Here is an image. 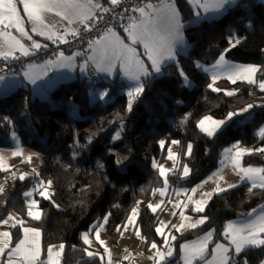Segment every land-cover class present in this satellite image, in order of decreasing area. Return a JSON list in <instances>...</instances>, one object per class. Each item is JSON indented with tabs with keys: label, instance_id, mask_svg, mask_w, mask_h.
Segmentation results:
<instances>
[{
	"label": "trees",
	"instance_id": "obj_1",
	"mask_svg": "<svg viewBox=\"0 0 264 264\" xmlns=\"http://www.w3.org/2000/svg\"><path fill=\"white\" fill-rule=\"evenodd\" d=\"M177 6L182 22L187 24L193 17L192 10L185 1ZM184 36L189 44L187 55L164 65L158 74H153L149 66L150 75L141 81L145 90L130 112L128 86L117 79L74 80L54 87L46 95L33 93L20 84L0 96V148L13 149L15 134L19 145L37 153L42 162L35 168L39 173L36 176L27 163L13 158L10 165L15 166L12 171L17 172V177L29 173L23 181L17 178L5 183L4 177L10 173L0 172V184L5 188L0 194V219L14 213L25 221L24 226L39 230L44 252L49 246L56 248L63 244L61 264H100L96 258H86L82 233L99 224L108 212L111 218L107 231L112 233L115 226L123 224L133 205L152 195L160 184L152 162L163 160L170 141H179L180 164L175 172L169 173V184L184 188H193L217 168L223 147L236 143L253 150L264 147V139L255 136V131L264 124V91L221 79L213 85L220 89L215 92L209 88L210 79L195 68L198 61L208 62L204 56L215 48V57L229 49L226 59L264 69V0H237L217 19L186 25ZM233 36L240 41L235 47L229 44ZM61 51L80 56L77 46ZM181 71L192 82L191 89L183 84ZM257 80H264V71L257 72ZM226 91L236 94L227 96ZM104 93L107 95L101 99ZM248 104L254 107L234 116L213 137L206 138L198 130L201 118L222 119ZM161 140L165 141L163 149ZM189 144L192 152L187 156ZM117 160L121 163L117 164ZM243 162L264 168V153L253 151L245 155ZM185 164L191 172L181 178ZM39 180L52 182L51 200L38 193L30 198L23 195L33 190ZM112 184L124 189L123 200L114 209L110 208L106 191ZM243 195V188H235L213 196L202 213L208 217L207 222L181 236L176 245L207 232L220 239L225 223L264 207V189L248 192L242 205ZM29 199L38 202L40 220L28 218ZM158 219L159 214L143 208L137 225L147 243L161 241L155 230ZM12 236L15 244L21 236L20 226L13 228ZM245 259L248 264H260L264 246L244 250L231 264H244Z\"/></svg>",
	"mask_w": 264,
	"mask_h": 264
},
{
	"label": "snow or ice",
	"instance_id": "obj_2",
	"mask_svg": "<svg viewBox=\"0 0 264 264\" xmlns=\"http://www.w3.org/2000/svg\"><path fill=\"white\" fill-rule=\"evenodd\" d=\"M189 3H195L198 7L202 8L205 12L219 13L225 9L226 6H230L234 3V0H188ZM17 3L23 5L24 15L27 17V22L32 25L31 32L33 34L45 37L53 42L70 43L66 39L67 36L77 38L80 35V29L72 28L71 25L78 22L83 26V31H90V21L98 19L93 12V9H100L103 12L109 11L107 8H103L99 3H95L94 0H0V57L8 59H18L15 56V52H19L21 56L27 57L34 54L32 50L39 51L42 47L47 45H41L40 43L33 41L31 48L25 47L17 37L11 34L10 29L15 28L20 36L25 37L29 40L32 37L29 32L25 30L24 19L21 18L20 13L17 9ZM109 3L113 6L118 5L120 0H109ZM133 12L139 13L138 18L133 19L124 31L127 33L129 44H125L116 33L108 28L107 31L101 35L95 41H89V48L92 49L94 55L89 56L88 60L92 61L97 71L107 72L111 74L112 69L116 67L117 62L121 71L124 72L125 76L134 82V86L130 87L127 96V110H132L135 101L143 94L145 85L141 82V76H149L150 73L144 65V61L136 53V49L131 45L140 44L144 48V55L147 60L151 63L152 71L155 73H161V67L166 60L175 59L174 47L177 42L183 40L180 32L179 15L175 9L174 4L167 3L166 0H161V6L156 7L151 3H147L144 7H137L132 9ZM46 13H54L63 21H67L69 27L65 28L63 33L54 31V25L50 26L45 21ZM99 19H102L100 17ZM239 39L233 36V39L229 40L231 47H235L239 43ZM229 49H225L216 61L214 67L218 69H224V78H227L231 83L235 84L238 80L247 82L248 84H257L260 91H264V80L257 81L256 74L258 71H264L260 66L257 65H238L230 64L225 60V53ZM74 55H78L74 54ZM73 57H64L63 52L57 54L55 61L48 60L45 62V66L56 65L58 67H66L68 64L65 60L71 61ZM199 67V65H197ZM82 66V70H83ZM47 72L44 73L46 75ZM27 76V73L25 74ZM181 76H184L183 71L180 72ZM42 78V77H41ZM218 76L213 75L212 84H209V88L212 91L218 92L220 89L213 87ZM3 79V77H0ZM31 83L36 82L35 77H29ZM185 83L187 84V77H185ZM235 91H226L225 95H235ZM107 93L101 94L100 98L103 99ZM254 107L253 104H248L244 108L237 112H229L224 120H215L211 116H205L202 118L197 127L201 132L205 133L208 137L214 136L221 128L231 120L234 116L241 115L248 112ZM187 119V117H185ZM8 123V118L5 117ZM258 135L264 139V128H261ZM115 138H119L117 133ZM13 140H16L15 134L12 136ZM172 144H179V141L173 140ZM161 149L165 146V141H159ZM253 151L264 153V147L257 149H247L240 147L239 143L234 144L231 148L225 149L224 156L234 171L240 176L241 181H249L251 187L248 191L251 193L253 189L260 188L264 189V168L256 167H244L241 164L242 157L246 154H251ZM5 149H0V172L10 173L9 176L4 177L5 183L9 179H19L21 181L29 175V173H20L17 177V172L12 171L14 165L8 163V157L4 155ZM192 145L187 146V152L185 155H191ZM36 153H31L27 157L21 160V163H31L32 156ZM23 149L19 146V142H16V146L11 150V157H22ZM167 159L173 162L171 169H166L162 164L153 160L152 167L158 170L160 177L163 179L164 187L154 190L159 192L161 196L166 194L168 188V174L174 172L180 164L178 154L173 152L171 147L168 148ZM121 163L117 160V164ZM224 161H222V164ZM18 171V170H17ZM191 172V169L187 164L183 166L181 178H186ZM32 174L39 176V173L35 168L32 169ZM223 176H218V181H222ZM51 181L47 184L43 180L38 181L37 185L32 191L25 192V197H32L33 192L38 193L44 199H50V193L48 189L51 187ZM207 183V181H205ZM237 185L228 184L226 187H222L219 182L216 184V188L213 192L202 193L201 199L193 200L192 195H186V201H178L174 204V208L180 209L179 216L180 222L178 224H171V228H174L176 232L180 233L182 230L195 229L208 220L207 216H200L198 219L193 220L192 217L186 216L184 209L189 207V203L194 206L193 212L203 213L205 211L207 202L211 199L213 194H219L225 192L230 188H235ZM43 189V190H41ZM4 184H0V194L4 193ZM197 188H192L191 193L195 194ZM181 192H176V195H181ZM205 197L207 199H205ZM171 202V201H169ZM139 201L137 205H139ZM155 205L149 203L148 208L155 213L157 209L161 208V204ZM28 212L27 215L32 220L41 219V211L38 210V202L34 199L27 201ZM36 208V211L33 209ZM255 213V215H254ZM173 216H176L175 211L172 212ZM138 216V207L132 209L130 216L128 217V223L135 226V217ZM251 219L239 225L228 224L225 226L222 235L228 241V245L217 243L211 250V260L206 259L208 254V244L212 240V232H207L203 237H199L196 241L189 244H182L180 251L182 253V260L184 264H194L197 261H204V264H231V261L235 257H239L240 254L249 247L260 248L264 246V209L259 213H256L254 209L248 213ZM15 228L17 224L21 226L23 232L22 238H20L13 245V236L9 231L0 232V258L4 259V264H61L60 257L62 256L64 245H59L58 248L49 246L47 250L48 258L47 261H41L40 258V232L39 230L31 227H24L25 221L18 219L13 214H9L7 218L0 219V226L9 225ZM108 222V216L104 217V223ZM185 222H188L187 224ZM163 227H157L156 233L164 237L163 248L157 246L156 243L151 244V249H155L153 256L149 259L153 260L154 264H163L168 258L173 256L174 249L171 245V241L176 240V236L172 235L171 232L168 234L164 233V228L169 227L168 224L161 222ZM127 224L123 226H117V231L121 232V227L127 230ZM103 224L93 225L90 228L89 233H83L81 238L83 243L91 248L92 241L90 240V233H93L95 240L104 248L105 254L108 256V264H112L111 253L107 248L105 242L100 239V229ZM123 233L121 232V235ZM135 234L138 238L143 239L139 228H136ZM88 248L84 249V252L88 257L99 255L98 253L89 251ZM230 248L234 250L235 256L230 253ZM163 249H166L163 250ZM124 259H128L125 257ZM103 260V257H101ZM244 264H248L247 260H244Z\"/></svg>",
	"mask_w": 264,
	"mask_h": 264
},
{
	"label": "rangeland",
	"instance_id": "obj_3",
	"mask_svg": "<svg viewBox=\"0 0 264 264\" xmlns=\"http://www.w3.org/2000/svg\"><path fill=\"white\" fill-rule=\"evenodd\" d=\"M190 4H191L192 8L196 12L195 13V18H194V19H196L198 17L197 16V11L198 10H202V8L198 7L195 3H190ZM193 22L195 23V22H198V21H193ZM196 24H198V23H196ZM215 52H216L215 48H212V49L208 50L206 52L205 56H204L205 60H207L208 62L198 61L195 64V68H196L197 72L200 73L201 75L209 78L210 81H211V84L213 83V81H212L213 75H217L218 76L216 81L221 80V79H225L230 84H233L227 78H224V75H223V73L225 71L224 69H218V68L214 67V65L216 64V61L219 58V56L215 57ZM185 55H187V53L184 54V56ZM225 60L228 61L230 64L249 65V64H243V63H240V62H236V61H231V60H228L226 58H225ZM197 65H199V67ZM251 65H256V64H251ZM8 76H10V74H3L1 77H8ZM17 76L19 77V75H17ZM181 78H182V81H183V84L185 85V87L187 89H191V87L193 86L192 82H190L187 79L188 83L186 84L185 83V75L181 76ZM256 80H257V74H256ZM257 81H261V80H257ZM236 83L248 84L247 82L240 81V80H238ZM248 85L256 86L257 89L260 90L259 86H258V83L257 84H248ZM97 93H99V91H97ZM97 96H99V94H97ZM225 118H222V119L213 118V119H215V120H224ZM230 121L231 120L227 121V123L222 128L226 127L230 123ZM185 122H186V120L184 119L182 121V123L184 124ZM261 128H264V124L259 129H257L255 131V136L260 137L258 135V132H259V130ZM198 130L200 131L199 128H198ZM201 133L206 138H211V137H208L205 133H203V132H201ZM17 141L19 142V140L16 138V140H14V143L16 144ZM172 141H170L169 145L167 146L166 153H165V156H164L163 160L161 162H158L159 164H162L166 169H171L173 167V162L171 160L167 159L168 148L171 147L173 152H175L177 154L179 153V144H172L171 143ZM232 146L233 145H228V146H225V147H223L221 149L217 168L214 171H212L205 179H203L196 186L193 187V188H197V191H196L195 194L191 193V189L192 188H184V187H180V186L171 187L170 184H169V178L167 177L168 178V188H167L166 194L164 196H161L159 192H155L154 193V191H153L152 195L149 198H147L145 200H140L139 201L140 202L139 205H137V203H136L135 205H133L130 208L125 221L123 222L122 225L121 224L119 225V226H123L125 224L128 225L127 226V230H124V228L121 227V232L123 233L122 235H121V232L117 231V226L118 225L114 227L112 233H110V231L109 232L107 231L108 222H109V220L111 218V213L110 212L106 213L105 216H108V222L104 223V218H103L102 221L99 223V224H103V227L100 229V239L105 242L107 248L109 249V251L111 253L112 264H154L153 260L149 259V257L153 256V254L155 252V249H151V244L152 243H156L158 247L163 248L164 237L162 235H158L156 233L161 241L159 243L158 242L147 243L144 239L138 238L136 236V234H135L136 228H139V225H137L138 219H139L140 214H141V212H142V210H143V208L145 206L147 207L148 211L151 214H159L157 227H163L161 222H164V224H168L169 225V227L164 228V233L168 234L169 232H171L172 235L176 236V240L175 241H171V245H172V247L174 249L173 256L168 258L166 261H164L163 264H172L174 260H175L174 264H184V261L181 258L182 257V253L180 251V246L182 244H189L191 242H194L199 237H203L206 233L198 235V236L194 237L193 239L183 241L179 245H176V241L181 236L185 235L187 232L192 230V229H190V230H182V232L178 233V232H176V230L174 228H171V224H178L180 222V219H181L180 216H179L180 209L174 208V204L176 202H178V201H186L187 197L183 193L186 192L187 195H192L193 196V200H199V199L202 198L201 197L202 193L213 192V190L216 188L217 182H219L222 187H226L228 184H235V185H237V187H235V188H243L244 189V195L242 196L243 197L242 198V205L246 202V197H247V194L249 192L248 189H249V187H251L250 182L247 181V180L241 181L240 180V176L234 171V169L230 166V164L227 161H225V156H224L225 149H229ZM20 147L23 149V156L22 157H18L20 159V162H21V160L24 157H27L29 154L34 153V152H31V151H29L28 149H26V148H24L22 146H20ZM240 147L246 148V147H243V146H240ZM0 149H2V148H0ZM247 149H249V148H247ZM11 150L12 149H8V150L5 149V152H4V155L6 157H8V163L9 164H10V161L13 159L11 157ZM186 152H187V148H186ZM246 155H248V154H246ZM36 157H38L37 153H36V155L32 156L31 163H27V164L29 166L30 165H33L34 167L36 166V168L38 169L39 166L42 164V162L40 160V157L38 159ZM178 157H179V154H178ZM244 157H245V155L242 157V160H241L242 166H244V167H249L250 166V167H256V168H263V167L251 166V165L244 164V162H243ZM222 161H224L223 164H222ZM182 170H183V168H182ZM156 171L158 173V170H156ZM171 173H173V172H171ZM181 173H182V171H181ZM157 175H158V179H159V183L160 184H159V186L156 189L163 188L164 187L163 179L160 177L159 173ZM220 175L223 176V180L222 181H218V176H220ZM168 176H169V174H168ZM205 181H207V183H205ZM37 183H36V185H37ZM45 184H47V182H45ZM235 188H230V189H235ZM41 190H43V189H41ZM48 191L50 193V188L48 189ZM106 191H107V193L109 195L110 208L113 209V208L118 207L120 205V203L122 202V200H123L124 189L119 188V187L115 186L114 184H112ZM178 191L181 192L182 194L181 195H176V192H178ZM34 193H36V192H33V195H34ZM220 193H222V192H220ZM33 195H32V197H33ZM215 195H217V194H213L212 197L215 196ZM205 199H207V198L205 197ZM50 200H51V196H50ZM161 201H163V203L161 204V208L157 209V211L155 213H153V211L148 208V204L149 203L155 205L157 203H160ZM169 201H171V202H169ZM209 201H210V199L208 200V202ZM208 202H207V204H208ZM193 206L194 205L192 203H189V207L187 209H184V213H185L186 216H190V217H192L193 220H195V219H198L200 216H202V213L193 212L192 211ZM135 207H138V216L135 217V226H133L132 224L128 223V217L130 216V214L132 212V209L135 208ZM262 209H264V208L256 210V213H259ZM36 210H37L36 208L33 209V211H36ZM173 211H175L177 213L176 216L172 215ZM27 212H28V210H27ZM11 214H13L15 216L14 213H11ZM254 215H255V213H254ZM28 218H30V217L28 216ZM251 218L252 217H249L247 215V216H245V217H243L241 219L229 221V222L225 223V225L223 226L222 232H223L225 226L228 225V224L239 225L241 223L246 222L247 220H249ZM11 223L12 222L10 221L9 225L0 226V232L9 231V232L12 233L13 228L10 227ZM185 223L187 224L188 222H185ZM99 224H95V225H99ZM17 225L20 226L19 224H17ZM24 227H27V226H24ZM90 228H92V226ZM90 228L88 230L84 231L83 233H89ZM139 230H140V228H139ZM20 232H21L20 238H22L23 232L21 230V226H20ZM39 240H40V258H41V261H47V258H48L47 250L48 249L44 252L43 247L41 245V236H40ZM90 240L92 241V246H91V248H88V246L86 245L88 250L92 251V252H95V253H98L99 255H96V256H93V257H88L86 255V258H88V259L96 258V259L99 260L100 264H108V256L105 254L104 248L101 247L100 244L96 242L95 236H94L93 233H90ZM217 243L228 245V241L224 238L223 235H221L220 239L216 240L214 235H213V233H212V240L208 244V250L209 251H208V254H206V259H208V260L212 259L211 250L215 247V245ZM12 246H14V244ZM58 247H56V248H58ZM261 247H263V246H261ZM250 248L254 249L255 247H249V248H246V249H250ZM163 250L166 251V249H163ZM63 251H64V249H63ZM230 253L233 256H235L234 250L231 249V248H230ZM61 257H60V260H61ZM101 257H103V260H101ZM125 257H128V259H124ZM4 259L5 258H0V264H4ZM194 264H204V261H197V262H194ZM260 264H264V259L260 262Z\"/></svg>",
	"mask_w": 264,
	"mask_h": 264
},
{
	"label": "crops",
	"instance_id": "obj_4",
	"mask_svg": "<svg viewBox=\"0 0 264 264\" xmlns=\"http://www.w3.org/2000/svg\"><path fill=\"white\" fill-rule=\"evenodd\" d=\"M104 1H106V3H109V0H94L95 3H99L100 5ZM182 1H185V3L188 5V7L193 12V17L187 24H184L182 22V16H181V13H180L179 8L177 6V3L182 2ZM236 2H237V0H234V3L232 5L226 6V8L221 10V12H219V13L205 12L203 9L198 10L197 11L198 17L196 19H194L196 12L192 8V6L188 2V0H174L172 3H170V4L175 5V9L178 12L179 22L181 25L180 32H181V35L183 37V40L180 42H177V44L174 47L175 59L166 60L163 63L162 67L166 64L176 62L178 60L179 56H181V55L183 56L184 54H186L188 52L189 44H188V42L184 36V29H185L186 25H189V23L190 24H196V23H199L202 21L217 19L220 16H222L223 14H225L229 8L233 7L236 4ZM145 5H143V7ZM154 6L160 7L161 4L160 5H154ZM17 9L20 13L21 18L24 19V21H25V24H24L25 30H27L29 32V35L32 37V39L29 40L25 37L20 36V34L16 31L15 28L10 29L11 34L13 36L17 37V39H19L25 47L31 48V44L33 41H36V42L40 43L41 45H47V47H42L40 49L41 51L40 50L39 51L32 50L34 54L29 55L27 57L21 56L19 52H15L16 57H18V58L23 57V58L27 59V65L21 74H10V76H8L9 78L3 77V79H0V96H4L5 93H8L9 91L13 90L12 88H14L20 84H23L26 87H28L33 93L46 95L54 87H56L60 84L72 82L74 80H83V79L89 80V74L94 73V72L97 73L98 75L110 80V81H113L115 79L121 80V81L125 82V84L128 86V89L130 87L134 86V82L129 80L125 76L124 72L121 71V68L119 66V62H117L116 67H114L112 69L111 74H109L107 72L97 71L95 68V65L92 61L88 60V62L79 63L75 55L63 53L64 57H66V58L67 57H73V59L70 62L65 60V63L68 64V66L58 67L55 64L51 65V66H45L46 61H48V60L55 61L56 60L57 54L62 52L61 51L62 48H65L64 47L65 43L61 44L59 42H53L51 40L46 39L45 37L33 34L31 32L32 25L27 22V17L24 15L23 5L20 3H17ZM94 10L95 9H93V12H94ZM45 21L48 25H50V26L54 25L55 26L53 29L54 31L56 30V28L58 26H61L64 29L69 27V25L67 24V21L61 20L54 13H46L45 14ZM193 21H198V22L194 23ZM79 26H80V24L78 22L71 25L72 28H77V29L79 28ZM0 27H2V26H0ZM116 36H118L122 41H124L125 44L130 43V41L128 40V37H127V33H125V35H121L119 33H116ZM131 46L136 49V53L140 57V59L142 61H144L145 67L148 69V67L150 66V68H151V63L147 60V57L144 55L143 46L140 44H135V45H131ZM58 47H62V48L59 51H57ZM43 50H45V52ZM43 52L45 54H43ZM92 55H94V53L91 50L90 56H92ZM13 60H15V59H13L11 57H9L8 59H4V58L0 57V67H2V65H4V64L10 63ZM82 66H84L83 70H82ZM89 68H91L92 70L90 71ZM148 71H149V69H148ZM151 71H152V68H151ZM45 72H47L46 75H44ZM26 73H27V76L25 75ZM152 73L158 74V73H155L153 71H152ZM17 75H19V77ZM29 77H35L36 82L31 83L29 80ZM144 78H146V77L141 76L140 80L142 81ZM36 158L38 159L39 157H36ZM30 167L36 168V166L34 167L33 165H30Z\"/></svg>",
	"mask_w": 264,
	"mask_h": 264
},
{
	"label": "built area",
	"instance_id": "obj_5",
	"mask_svg": "<svg viewBox=\"0 0 264 264\" xmlns=\"http://www.w3.org/2000/svg\"><path fill=\"white\" fill-rule=\"evenodd\" d=\"M174 0H166L167 3H172ZM151 3L154 5H160L161 0H120L118 5L104 4L102 2L101 6L103 8L109 9L107 12H103L100 9H95L94 14L98 19L95 21H90L91 30L83 31V26L80 25V35L77 38L68 36L66 39L70 43H65V48H72L77 46L80 56L76 57L79 63L88 62V57L91 54V48H89V41L97 40L101 35H103L108 28H111L115 33H125L124 28L133 19L138 18L139 13L133 12V8L143 7V5ZM102 17V19H99ZM55 31L63 33L64 28L58 26ZM41 51V50H40ZM27 65V59L20 57L11 61L10 63L2 65L0 67V76L3 74H21ZM90 71L92 70L89 68ZM89 79L94 82H100L102 80H108L97 73H90Z\"/></svg>",
	"mask_w": 264,
	"mask_h": 264
}]
</instances>
